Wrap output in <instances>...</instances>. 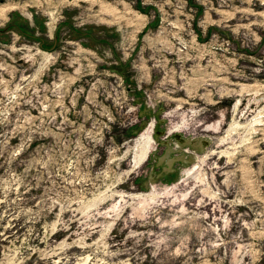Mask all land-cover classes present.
<instances>
[{
	"label": "rangeland",
	"instance_id": "obj_1",
	"mask_svg": "<svg viewBox=\"0 0 264 264\" xmlns=\"http://www.w3.org/2000/svg\"><path fill=\"white\" fill-rule=\"evenodd\" d=\"M0 264H264V0H0Z\"/></svg>",
	"mask_w": 264,
	"mask_h": 264
}]
</instances>
